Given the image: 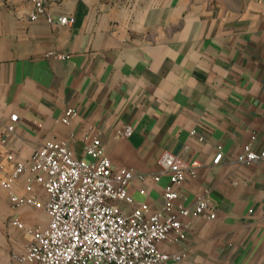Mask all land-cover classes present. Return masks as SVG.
I'll list each match as a JSON object with an SVG mask.
<instances>
[{
    "label": "crops",
    "instance_id": "1",
    "mask_svg": "<svg viewBox=\"0 0 264 264\" xmlns=\"http://www.w3.org/2000/svg\"><path fill=\"white\" fill-rule=\"evenodd\" d=\"M45 6L44 16L31 19L32 0H0V175L13 169L9 153L27 160L52 138L91 161L85 148L98 137L115 169L146 175L132 181L135 201L159 210L169 182L166 174L153 178L162 153L197 159L196 174L178 187V203L192 208L204 196L215 216L188 217L184 240L158 245L182 259L159 264H264V160L237 162L245 145L264 148V0ZM62 16L71 23L61 24ZM68 108L75 114L65 123ZM127 126L132 133L120 134ZM219 147L223 157L214 163ZM27 176L16 182L18 193ZM47 224L45 211L17 206L0 189V264H33L17 257L32 240L29 230Z\"/></svg>",
    "mask_w": 264,
    "mask_h": 264
},
{
    "label": "built area",
    "instance_id": "2",
    "mask_svg": "<svg viewBox=\"0 0 264 264\" xmlns=\"http://www.w3.org/2000/svg\"><path fill=\"white\" fill-rule=\"evenodd\" d=\"M34 9L31 19L46 14V0H32ZM49 21L55 19L47 16ZM61 24H69L68 16L58 18ZM63 56V55H62ZM75 114L68 108L62 121L70 123ZM7 130L14 133L18 114L10 115ZM131 126L120 131L130 135ZM195 131H192L194 134ZM5 140V139H4ZM85 151L93 157L88 161L76 157L69 143L52 138L35 149L27 160H20L13 153L7 158L13 169L7 176L0 175V189L9 191V198L17 206H28L45 211L48 224L29 230L32 240L21 261L33 264H159L167 259L181 260L179 253L159 249V243L167 240L181 241L187 237L193 215L209 212L214 218L213 206L204 196H199L192 208L178 203V187L188 175H195L200 162L186 161L169 150L160 159V174L169 176L164 187V206L152 210L146 201L136 202L130 194L134 178L144 180L146 175L136 173L132 167L115 169L112 160L104 152L101 140L95 137ZM223 157L221 147L214 158L218 163ZM264 160V148L254 149L245 145L237 156L240 164L253 165ZM28 172L24 192L18 193L14 186ZM38 188V191H33ZM145 192V189H141ZM121 202L132 205L126 211ZM12 223L24 228V223Z\"/></svg>",
    "mask_w": 264,
    "mask_h": 264
}]
</instances>
